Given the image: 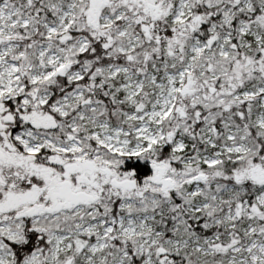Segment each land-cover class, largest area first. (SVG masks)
<instances>
[{"label":"snow or ice","instance_id":"obj_1","mask_svg":"<svg viewBox=\"0 0 264 264\" xmlns=\"http://www.w3.org/2000/svg\"><path fill=\"white\" fill-rule=\"evenodd\" d=\"M0 264H264V0H0Z\"/></svg>","mask_w":264,"mask_h":264}]
</instances>
